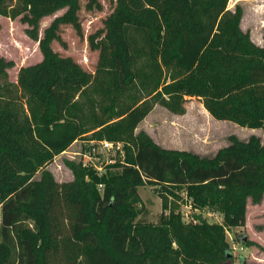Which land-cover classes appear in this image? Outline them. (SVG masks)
I'll return each instance as SVG.
<instances>
[{
  "label": "trees",
  "instance_id": "16d2710c",
  "mask_svg": "<svg viewBox=\"0 0 264 264\" xmlns=\"http://www.w3.org/2000/svg\"><path fill=\"white\" fill-rule=\"evenodd\" d=\"M78 1L0 0V16L24 24L40 53L15 82L0 55V264H226L225 228L243 226L247 202L264 196V144L229 135L206 156L162 147L136 127L155 103L182 114L196 97L212 118L264 138V34L254 43L227 0H114L88 39L92 72L63 80L50 43ZM79 139L120 142L122 156L100 175L62 158L71 179L57 182L46 165ZM138 186L160 201L154 223L139 219ZM186 202L221 221L199 212L184 221Z\"/></svg>",
  "mask_w": 264,
  "mask_h": 264
},
{
  "label": "rangeland",
  "instance_id": "374dc122",
  "mask_svg": "<svg viewBox=\"0 0 264 264\" xmlns=\"http://www.w3.org/2000/svg\"><path fill=\"white\" fill-rule=\"evenodd\" d=\"M235 4L242 9L240 28L248 32L254 43L261 45L264 34V0H227V8L232 9ZM113 6L114 0H79L74 22L59 26L57 38L51 41L50 47L62 59L56 63V68L63 80L75 78L77 68L92 72L97 51L88 46V39L103 29ZM61 12L59 10L42 18L39 31ZM24 27L18 19L9 20L0 16V55L13 62V66L7 70V80L10 82H15L19 66L35 63L40 59L37 43L24 34ZM183 106L184 112L175 114L155 103L138 123L136 130H144L162 147L188 150L206 156L213 155L218 148L226 145L229 135L245 140L250 134H255L264 144L259 128H248L231 121L214 119L196 97L186 98ZM81 142L83 141L79 139L70 144L65 152L54 156L46 165L57 182L71 179L70 171L64 166L62 158H68L71 156L69 153L79 150L83 146ZM37 176L35 174L34 177ZM137 192L143 206L139 219L156 222L161 211L158 197L148 186H138ZM179 211L182 212L184 221L189 220L193 212H199L210 222L221 221V215L209 208L191 211L190 208L180 205ZM225 238L228 243L226 264H264V196L258 204L247 202L244 225L225 228ZM244 240L255 244L244 245Z\"/></svg>",
  "mask_w": 264,
  "mask_h": 264
},
{
  "label": "built area",
  "instance_id": "2783aa9c",
  "mask_svg": "<svg viewBox=\"0 0 264 264\" xmlns=\"http://www.w3.org/2000/svg\"><path fill=\"white\" fill-rule=\"evenodd\" d=\"M82 145L79 150H74L69 153L71 159L77 158V161L81 163V165L92 168L95 172L100 175L104 173L105 166L112 164L116 159H120L122 156V147L120 142H111L108 140H80ZM77 142L74 140L72 143ZM71 143V144H72ZM62 152H65L62 151ZM68 157V158H69ZM97 188L101 189V184H97ZM184 207H188L189 203L186 202L183 204ZM182 214V212L180 211Z\"/></svg>",
  "mask_w": 264,
  "mask_h": 264
}]
</instances>
